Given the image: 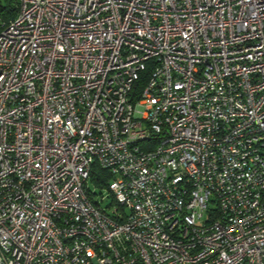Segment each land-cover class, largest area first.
I'll return each mask as SVG.
<instances>
[{"label":"built area","instance_id":"2783aa9c","mask_svg":"<svg viewBox=\"0 0 264 264\" xmlns=\"http://www.w3.org/2000/svg\"><path fill=\"white\" fill-rule=\"evenodd\" d=\"M0 264H264V0L0 16Z\"/></svg>","mask_w":264,"mask_h":264},{"label":"trees","instance_id":"16d2710c","mask_svg":"<svg viewBox=\"0 0 264 264\" xmlns=\"http://www.w3.org/2000/svg\"><path fill=\"white\" fill-rule=\"evenodd\" d=\"M18 12V0H0V16L4 21L14 18Z\"/></svg>","mask_w":264,"mask_h":264},{"label":"rangeland","instance_id":"374dc122","mask_svg":"<svg viewBox=\"0 0 264 264\" xmlns=\"http://www.w3.org/2000/svg\"><path fill=\"white\" fill-rule=\"evenodd\" d=\"M88 185H89V188H90V189H94V191H95V193H96V195H95L94 197H95L96 199H99V198H100V197H99V194H98L99 189H98V188H95L91 182H89ZM103 203H106V202H103Z\"/></svg>","mask_w":264,"mask_h":264}]
</instances>
